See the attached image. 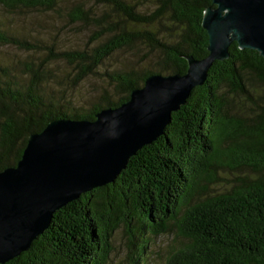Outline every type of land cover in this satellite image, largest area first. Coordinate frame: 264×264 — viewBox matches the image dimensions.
<instances>
[{"label": "trees", "instance_id": "1", "mask_svg": "<svg viewBox=\"0 0 264 264\" xmlns=\"http://www.w3.org/2000/svg\"><path fill=\"white\" fill-rule=\"evenodd\" d=\"M94 0L75 3L71 23L94 29L84 48L66 49L0 30V43L43 54L14 66L0 65V171L21 159L28 138L55 119L94 120L117 107L154 73H186L185 56L208 54L204 11L213 0ZM66 0H0L11 14L58 12ZM96 6V5H95ZM142 49L153 68L107 72L115 97L89 108L75 90L99 73L117 50ZM20 69V70H19ZM165 134L132 156L117 179L54 212L49 226L4 264H107L112 237L125 224L141 243L134 264H145L152 238L173 233L165 264H264V57L232 43L205 84L173 113ZM220 169L234 171L231 186L216 189ZM136 244V243H135Z\"/></svg>", "mask_w": 264, "mask_h": 264}, {"label": "water", "instance_id": "2", "mask_svg": "<svg viewBox=\"0 0 264 264\" xmlns=\"http://www.w3.org/2000/svg\"><path fill=\"white\" fill-rule=\"evenodd\" d=\"M203 15L208 54L185 56L186 73L149 75L117 107L94 120H52L29 136L21 159L0 171V264L27 251L54 212L95 188L113 183L129 159L165 134L172 115L202 86L232 43L264 57V0H213Z\"/></svg>", "mask_w": 264, "mask_h": 264}, {"label": "rangeland", "instance_id": "3", "mask_svg": "<svg viewBox=\"0 0 264 264\" xmlns=\"http://www.w3.org/2000/svg\"><path fill=\"white\" fill-rule=\"evenodd\" d=\"M86 5H93L94 10L101 13L104 6L95 4L94 0H66L64 8L58 12L37 13L31 11L25 14H11L0 7V30L8 29L22 38L32 41H40L46 44L55 43L57 47L66 49L84 48L92 41L94 29L88 25L71 23L67 17V11L77 2ZM143 2L141 7L144 11H151L154 2L151 0H132ZM96 5V6H95ZM93 45V43H91ZM31 53L0 43V65L14 66L16 64L42 59L43 54H35L34 59L30 58ZM31 59V60H30ZM154 56H146L142 49H121L108 57L99 68V73L88 76L75 90L74 102L85 108L102 101L103 95L111 93L115 97L113 81L106 74L113 70H132L140 67L153 68ZM20 70V69H19ZM234 171L220 169L221 181L216 189H225L231 186L234 178ZM236 174V173H235ZM125 224L115 231L112 237L114 249L110 254L107 264H134L138 255V248L141 241L135 236L134 242L130 238ZM173 233L161 234L156 239L152 238L149 247L146 249L145 264H165V259L173 242ZM141 264V263H140Z\"/></svg>", "mask_w": 264, "mask_h": 264}]
</instances>
